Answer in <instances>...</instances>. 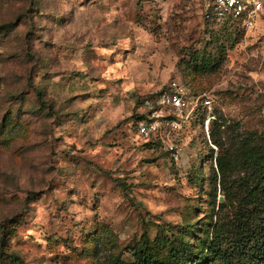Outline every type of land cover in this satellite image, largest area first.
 <instances>
[{
	"label": "rangeland",
	"instance_id": "1",
	"mask_svg": "<svg viewBox=\"0 0 264 264\" xmlns=\"http://www.w3.org/2000/svg\"><path fill=\"white\" fill-rule=\"evenodd\" d=\"M172 82L215 94L177 162L132 126ZM212 132L264 138V5L247 28L206 23L203 0H0V264L200 251L223 200Z\"/></svg>",
	"mask_w": 264,
	"mask_h": 264
},
{
	"label": "trees",
	"instance_id": "2",
	"mask_svg": "<svg viewBox=\"0 0 264 264\" xmlns=\"http://www.w3.org/2000/svg\"><path fill=\"white\" fill-rule=\"evenodd\" d=\"M204 20L213 27L235 24ZM133 117L135 120L139 116ZM218 121H213L218 127L216 135L224 126ZM211 135L212 143L220 148L215 156L213 150L210 154L211 196L214 204L218 192L223 200L216 205L211 230L201 250L195 252V246L183 241L181 248L169 242L167 255L160 257L144 238L133 250L131 260L108 257L105 264H264V138L239 132L223 148L215 133Z\"/></svg>",
	"mask_w": 264,
	"mask_h": 264
},
{
	"label": "built area",
	"instance_id": "3",
	"mask_svg": "<svg viewBox=\"0 0 264 264\" xmlns=\"http://www.w3.org/2000/svg\"><path fill=\"white\" fill-rule=\"evenodd\" d=\"M263 0H203L204 19L235 22L251 28L263 9ZM177 82L160 93H153L141 101L142 112L133 120L136 135L157 145L174 162L179 160L183 123L199 110L210 109L215 101L212 91L191 94ZM209 116L206 121L209 120ZM208 127V124H206Z\"/></svg>",
	"mask_w": 264,
	"mask_h": 264
},
{
	"label": "water",
	"instance_id": "4",
	"mask_svg": "<svg viewBox=\"0 0 264 264\" xmlns=\"http://www.w3.org/2000/svg\"><path fill=\"white\" fill-rule=\"evenodd\" d=\"M220 200H222V197H220Z\"/></svg>",
	"mask_w": 264,
	"mask_h": 264
}]
</instances>
